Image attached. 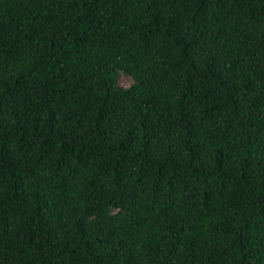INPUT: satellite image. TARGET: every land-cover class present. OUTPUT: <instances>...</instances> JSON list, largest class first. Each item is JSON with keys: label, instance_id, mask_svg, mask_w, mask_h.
I'll list each match as a JSON object with an SVG mask.
<instances>
[{"label": "trees", "instance_id": "obj_1", "mask_svg": "<svg viewBox=\"0 0 264 264\" xmlns=\"http://www.w3.org/2000/svg\"><path fill=\"white\" fill-rule=\"evenodd\" d=\"M0 264H264V0H0Z\"/></svg>", "mask_w": 264, "mask_h": 264}, {"label": "rangeland", "instance_id": "obj_2", "mask_svg": "<svg viewBox=\"0 0 264 264\" xmlns=\"http://www.w3.org/2000/svg\"><path fill=\"white\" fill-rule=\"evenodd\" d=\"M119 84L123 87H129L132 84V79L126 74H121L119 77Z\"/></svg>", "mask_w": 264, "mask_h": 264}]
</instances>
